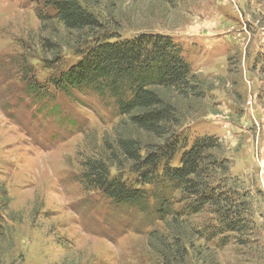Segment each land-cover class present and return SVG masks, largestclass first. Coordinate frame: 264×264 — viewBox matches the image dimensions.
Wrapping results in <instances>:
<instances>
[{
  "label": "rangeland",
  "instance_id": "374dc122",
  "mask_svg": "<svg viewBox=\"0 0 264 264\" xmlns=\"http://www.w3.org/2000/svg\"><path fill=\"white\" fill-rule=\"evenodd\" d=\"M79 1L101 23L99 37L155 33L182 46L198 93L164 96L188 143L219 139L242 227L226 231L209 208L164 223L85 190L80 161L112 143L121 117L108 96L49 84L77 60L61 47L59 63L46 67L44 39L66 38L56 21L38 18L49 8L0 0V264H57L68 249L83 264H264V0ZM26 67L41 93L26 89Z\"/></svg>",
  "mask_w": 264,
  "mask_h": 264
},
{
  "label": "trees",
  "instance_id": "16d2710c",
  "mask_svg": "<svg viewBox=\"0 0 264 264\" xmlns=\"http://www.w3.org/2000/svg\"><path fill=\"white\" fill-rule=\"evenodd\" d=\"M40 2L51 12L38 11V18L43 23L56 21L66 37L64 42L44 39L42 46L50 47L52 58L45 60L46 67L59 63L61 47L77 56L67 68H59L49 84L62 92L90 90L108 96L121 117L112 143L104 142L101 154L81 159L82 187L114 204L154 213L164 223L209 208L223 229L240 231V202L226 187L228 161L221 157L219 139L205 134L188 143L189 137L179 131L175 106L164 96L166 91L180 96L198 93V78L184 59L182 46L155 33L99 37L101 23L79 0ZM23 72L26 89L41 93L44 85L36 81L33 70L26 67ZM173 242L180 247L178 236ZM181 250L184 255L185 248ZM70 252L66 250L57 264H83Z\"/></svg>",
  "mask_w": 264,
  "mask_h": 264
}]
</instances>
